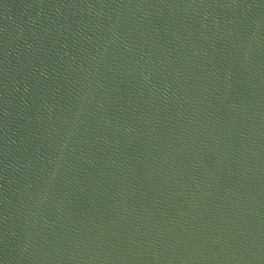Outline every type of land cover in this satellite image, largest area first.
Wrapping results in <instances>:
<instances>
[{
	"label": "water",
	"instance_id": "1",
	"mask_svg": "<svg viewBox=\"0 0 264 264\" xmlns=\"http://www.w3.org/2000/svg\"><path fill=\"white\" fill-rule=\"evenodd\" d=\"M0 264H264V0H0Z\"/></svg>",
	"mask_w": 264,
	"mask_h": 264
}]
</instances>
